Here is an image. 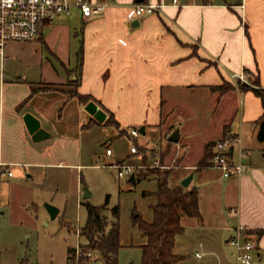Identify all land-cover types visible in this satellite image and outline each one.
I'll return each instance as SVG.
<instances>
[{"label": "crops", "instance_id": "crops-1", "mask_svg": "<svg viewBox=\"0 0 264 264\" xmlns=\"http://www.w3.org/2000/svg\"><path fill=\"white\" fill-rule=\"evenodd\" d=\"M140 2L165 5L138 19L139 26H133L136 19L130 17ZM66 16L77 17L73 25L63 23L45 34L56 19ZM56 19L45 25L39 35L54 61L41 58L36 77L31 72L12 71L8 77L0 73V217L5 213L3 206L12 204L15 190H28L25 184L29 179L47 178L50 170L79 172L92 166L87 163V155L92 152L89 133L105 123L110 114L120 124L122 133L135 140L131 128L144 126L147 134V128L161 127L165 119L173 122L181 106L188 115L201 117L202 106L186 94L211 92L212 86L229 82L236 86L232 93L221 98L212 92L209 95L212 107L222 112L223 119L216 127H207L214 129L215 135L204 136L196 158H192L191 139L185 137L181 127L178 142L168 138V142L187 146L188 153L187 159L172 169L169 181L170 185H178L193 175L189 187L198 188L203 223L190 216L182 217L181 222L185 232L193 229L202 234L205 245L226 243L239 224L252 233L264 229V142L257 137L264 108L261 98L252 90H240L233 77L241 72L256 74L264 87V0H178L177 4L173 0H111L101 15L84 18L75 10ZM16 43L7 47L13 48ZM80 51L83 71L76 88L69 81L76 77ZM76 89L100 102L95 101L107 113L103 122L72 95L71 90ZM231 96L235 103L228 107L225 99ZM26 117L33 125L38 124L37 131H41L37 137L30 132ZM176 129L174 126L167 135L170 137ZM233 135L242 139L248 151L241 178L226 179L221 170L208 165L198 168L209 142L214 143L212 155L219 138ZM107 148H112L113 154L106 151V158H114L112 145ZM140 154L142 160L136 163L114 158L105 166L119 171L115 164H130L139 169L144 160V154ZM6 169L13 174H2ZM5 185L7 188L3 189ZM78 191L83 192L82 183ZM90 198L83 195V199ZM31 203L27 211L36 208ZM253 234L260 250L264 234ZM214 250L209 252L215 253Z\"/></svg>", "mask_w": 264, "mask_h": 264}, {"label": "rangeland", "instance_id": "rangeland-1", "mask_svg": "<svg viewBox=\"0 0 264 264\" xmlns=\"http://www.w3.org/2000/svg\"><path fill=\"white\" fill-rule=\"evenodd\" d=\"M75 16H66L63 19H56L53 25L45 31L48 34L50 29L63 23L73 25ZM68 22H63V20ZM72 65L76 63L74 58ZM51 57L46 46L40 42L39 37L29 41H17L12 48L6 49L5 59L0 56V73L8 77L9 73L31 72L40 73L39 61L41 58L47 60ZM56 62V61H55ZM58 65V62H57ZM258 76L249 74L248 85L255 86ZM238 86V83H236ZM69 85L75 87L76 83L69 81ZM232 83L224 82L222 92L212 91L219 98L232 93L230 87ZM72 93L74 90H71ZM210 91L189 92L186 94L193 101L199 103L200 116H190L183 112L182 106L178 108L180 113L173 122L166 119L161 123V127L155 129L147 128V134H141L137 140L122 133L120 124L113 117L111 124L103 123L95 126L91 133L92 138L91 154L87 155L89 165L79 172L76 170H61L47 172V178L34 177L29 179L28 190H15L13 192V202L9 206H3L4 214L0 217V264H19L24 258H28L33 264H73L75 252L71 253L72 258L68 261V249L80 247L86 250L88 241L81 235L82 226L87 221V208L82 204L85 190L88 189L92 196L89 202L106 207L104 213L108 216L109 225L118 223L120 227V241L122 247L119 249V264H141V245L146 243L147 238L133 223L134 213L140 215L146 221L153 220L152 206L158 201L156 190L157 181L163 176V172L180 166L187 159V146L179 143L168 142L167 132L174 126L182 129L185 137H189L192 146V158H196L202 149L205 135H215L214 129L207 130L210 125L217 126L223 119L222 112L212 107ZM214 96V98H215ZM228 107L235 103L234 96L227 97ZM238 106L241 105L240 97L236 99ZM217 99V102H220ZM227 109V108H226ZM216 110V111H215ZM95 122V121H93ZM211 122V123H210ZM221 139V138H219ZM135 141L139 146L138 154H131L130 148ZM183 143V142H182ZM114 148L115 160L125 159L127 163L133 164L144 160L140 164L137 175L143 177L141 181L133 184L129 181V176L119 177L118 171L107 163L114 161L106 158V146ZM188 145V147L190 146ZM211 150L204 152L202 160L210 164ZM91 159V160H90ZM146 160V161H145ZM183 161V162H182ZM139 167V166H138ZM81 171L84 181L81 182ZM171 178V176H170ZM83 192L79 193L78 185ZM6 185L3 189H6ZM36 208H30L31 202ZM50 203L60 209L59 214L52 218L46 204ZM115 206L119 207V213L114 212ZM32 212V214H31ZM193 229H187L184 235L178 237L174 252L184 256L174 264H235L234 256L230 255L231 247L227 242H220L217 246H210L201 242V236ZM264 242V239H263ZM210 249L215 253H210ZM91 250L93 256L84 260V264H102V259L98 251ZM202 253L201 258L196 257V252ZM260 255L257 261L264 264V245L258 250Z\"/></svg>", "mask_w": 264, "mask_h": 264}, {"label": "built area", "instance_id": "built-area-1", "mask_svg": "<svg viewBox=\"0 0 264 264\" xmlns=\"http://www.w3.org/2000/svg\"><path fill=\"white\" fill-rule=\"evenodd\" d=\"M175 4L178 0H173ZM111 0H0V56L4 58L6 48L11 42L29 41L39 37L43 27L52 23L60 15H71L75 10L81 12L84 18H92L103 14L109 7ZM164 3H136L133 16L140 19L160 10ZM237 82H249V74L241 72L233 75ZM133 138H138L142 133L140 128H131ZM107 154L112 155L113 149L107 148ZM137 144H132L131 152L138 153ZM247 149L242 144L239 136H229L220 139L215 144V151L207 167L221 170L223 177L241 178L246 171ZM1 165V163H0ZM118 167L119 177L135 173L138 167L130 164H115ZM12 175L9 169L1 172ZM227 245L232 249L235 264H262L257 261L259 256V241L250 229L244 224H239L235 233L227 239ZM75 260L73 264H84V260L93 256L91 250L75 247ZM197 257H202L197 252Z\"/></svg>", "mask_w": 264, "mask_h": 264}, {"label": "trees", "instance_id": "trees-1", "mask_svg": "<svg viewBox=\"0 0 264 264\" xmlns=\"http://www.w3.org/2000/svg\"><path fill=\"white\" fill-rule=\"evenodd\" d=\"M83 71V58L80 51V58L76 68V77L71 80L76 83L77 88ZM255 86L248 85L243 82H238V88L242 91L252 90L258 97L261 98L264 108V87L261 86L259 80L255 81ZM231 89H236L232 85ZM212 91L222 92V86H212ZM224 93V92H222ZM77 96L83 104L90 101H97L92 95L81 94L77 89L72 93ZM98 102V101H97ZM100 104V102H98ZM94 123H98L94 120ZM113 114H110L105 123L113 122ZM125 131H127L125 129ZM258 140L264 142V112L259 120ZM213 142H209L205 147V152H209L213 146ZM212 156V155H211ZM146 161V160H145ZM205 159L199 165V169L206 166ZM172 169L163 172V176L156 179L158 188L156 196L158 201L153 205V220L146 221L137 213H134L133 223L138 226L142 233L146 236V243L140 247L142 249L141 264H174L184 258L174 252L177 237L185 232L181 220L184 216L197 218L203 223L202 214L199 206V191L197 187L184 186L183 184L170 185V176ZM137 183L144 179L137 175ZM94 205L89 200L84 201L87 208V221L82 226L81 235L86 237L88 246L86 250L92 249L99 252L102 259V264H119V249L123 246L120 241V227L118 223H113L109 230L108 216L104 213L106 207ZM114 212L119 213V207L115 206ZM259 237L264 234V229L254 231ZM75 252V247L68 249V261L72 258L71 253ZM19 264H33L28 258H24Z\"/></svg>", "mask_w": 264, "mask_h": 264}, {"label": "water", "instance_id": "water-1", "mask_svg": "<svg viewBox=\"0 0 264 264\" xmlns=\"http://www.w3.org/2000/svg\"><path fill=\"white\" fill-rule=\"evenodd\" d=\"M133 26H139L140 25V21L138 19L134 20V22L132 23ZM85 109L95 118L97 119L99 122H103L106 117H107V113L102 109L100 108V106L95 102V101H90L88 102L86 105H85ZM27 124H28V127H29V130L30 132L34 133L35 136L34 137H37L40 133L41 130H38L37 131V127H38V124L35 126L33 125V123L29 120L28 117L25 118ZM140 131L142 134H145V127L142 126L140 128ZM36 132V133H35ZM180 139V129L177 128L169 137V140L171 142H178ZM193 178V175L190 174L189 176H187L186 178H184V180L182 181V184L184 186H189L191 180ZM129 181L133 184H136L137 183V180H136V174L135 173H132L129 177ZM91 192L86 189L85 190V193H84V198H90L91 197ZM46 208L49 212V214L51 215L52 218H55L59 212H60V209L56 206H54L53 204H50V203H47L46 205Z\"/></svg>", "mask_w": 264, "mask_h": 264}]
</instances>
